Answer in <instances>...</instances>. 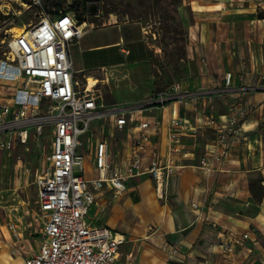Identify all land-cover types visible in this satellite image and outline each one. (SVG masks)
I'll list each match as a JSON object with an SVG mask.
<instances>
[{
  "label": "built area",
  "instance_id": "1",
  "mask_svg": "<svg viewBox=\"0 0 264 264\" xmlns=\"http://www.w3.org/2000/svg\"><path fill=\"white\" fill-rule=\"evenodd\" d=\"M47 1L30 0L37 8V18L18 34L10 32L9 60L0 63V74L12 73L24 80L11 102L0 103V150L14 147L15 140L25 142L31 127L40 133L44 124L51 125L50 150L34 176L37 202L45 218L43 237L38 249L26 255L21 264H118L119 247L125 241L123 234L120 237L109 226L87 218L99 194L108 191L113 199H118L125 193L129 178L146 173L162 196L163 185L178 166L177 157L191 154L183 137L188 133L195 135L204 127L212 129L215 136L205 146L199 166L208 172L219 168L232 138L240 134L241 120L249 109L238 100L235 91L253 86H240L234 91L231 72L227 71L222 82L208 89L190 90L175 81L141 100L107 106L92 88L75 79L71 48L83 33L76 11L65 6L56 8L54 4L49 7ZM221 93H230V99L227 111L217 115L212 98ZM202 95L207 97L205 101ZM173 100L196 104L193 121L177 114L169 116L165 152L152 148L143 166L151 133L160 131L162 123L153 116L137 118L135 112ZM101 118H109L113 127L124 132L129 141L126 155L117 153L112 157L110 141L105 137L84 145L81 136ZM83 146L86 151H80ZM247 237L248 232L230 239L225 236L219 245L231 252L233 242ZM166 248L169 254L177 251L174 244H167Z\"/></svg>",
  "mask_w": 264,
  "mask_h": 264
},
{
  "label": "crops",
  "instance_id": "2",
  "mask_svg": "<svg viewBox=\"0 0 264 264\" xmlns=\"http://www.w3.org/2000/svg\"><path fill=\"white\" fill-rule=\"evenodd\" d=\"M179 7L189 32L188 45L197 59L191 84L182 86L208 89L222 82L227 71L234 91L253 86L235 91L249 107L240 134L232 138L221 166L210 172L199 166V159L214 131L204 127L195 135L186 134L183 141L191 154L177 157L178 166L163 185L162 196L153 178L143 173L127 180V189L118 199L109 198L108 191L99 194L90 210L98 207L102 220H90L123 234L118 264H255L258 257L264 261V17L257 15L264 9V0H181ZM9 93V86L0 85V103ZM212 99L215 114H224L230 93ZM195 105L173 100L135 112L137 118L153 116L162 123L160 131L151 133L143 166L152 148L165 152L168 117L177 114L193 121ZM123 144L118 153L126 155L125 136ZM256 181L262 185L258 198L251 190ZM119 223L124 226L121 230L114 228ZM243 232L248 237L233 242L231 252L219 245L223 237ZM167 244L176 245L177 251L169 254Z\"/></svg>",
  "mask_w": 264,
  "mask_h": 264
},
{
  "label": "rangeland",
  "instance_id": "3",
  "mask_svg": "<svg viewBox=\"0 0 264 264\" xmlns=\"http://www.w3.org/2000/svg\"><path fill=\"white\" fill-rule=\"evenodd\" d=\"M47 2L49 7L54 4L76 11L83 34L71 48L75 79L83 85L86 75L95 76L98 82L92 91L105 105L135 102L146 94L165 90L175 81L188 87L191 84L197 59L188 45L181 0ZM36 18L37 8L30 0H0V63L10 56L7 41L11 28H23ZM23 84L20 75L0 74V85L11 90L3 94L4 101L11 102ZM50 135V124H44L40 133L31 127L25 142L15 140L14 147L0 150V264H21L42 240L45 218L37 202L34 176L46 162ZM98 137L110 141L112 157L123 150L124 132L113 127L109 118L94 121L81 139L87 145ZM80 151H86V147ZM260 189L256 181L254 190ZM108 197L113 199L110 194ZM87 218L100 220L98 207H92ZM123 227L119 223L114 228ZM261 243L264 247V237ZM255 264L264 261L258 257Z\"/></svg>",
  "mask_w": 264,
  "mask_h": 264
},
{
  "label": "bare ground",
  "instance_id": "4",
  "mask_svg": "<svg viewBox=\"0 0 264 264\" xmlns=\"http://www.w3.org/2000/svg\"><path fill=\"white\" fill-rule=\"evenodd\" d=\"M91 6V4H90ZM23 28L19 27V26H14L11 28V31L14 33V34H18L20 31H22ZM83 34V33H82ZM85 80L86 82L84 83L89 89H91L93 86H95L98 82V79L95 77V76H91V75H86L85 76ZM119 233V232H118ZM119 236L121 237L122 234L119 233Z\"/></svg>",
  "mask_w": 264,
  "mask_h": 264
},
{
  "label": "trees",
  "instance_id": "5",
  "mask_svg": "<svg viewBox=\"0 0 264 264\" xmlns=\"http://www.w3.org/2000/svg\"><path fill=\"white\" fill-rule=\"evenodd\" d=\"M257 15L260 16V17H264V9L258 11V12H257ZM260 178H261V176H260ZM260 178H259V179H260ZM258 183H259V182H258ZM259 184H260V183H259ZM260 187H261L260 190H254V188H255V183H252V184H251V190H252L253 194H254L257 198L260 197V194H261V192H262V185H261V184H260Z\"/></svg>",
  "mask_w": 264,
  "mask_h": 264
}]
</instances>
